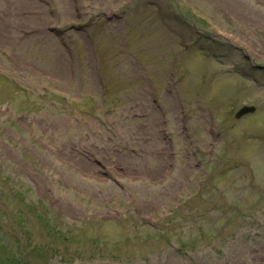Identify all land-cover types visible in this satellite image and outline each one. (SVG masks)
<instances>
[{
	"label": "rangeland",
	"instance_id": "rangeland-1",
	"mask_svg": "<svg viewBox=\"0 0 264 264\" xmlns=\"http://www.w3.org/2000/svg\"><path fill=\"white\" fill-rule=\"evenodd\" d=\"M0 72V264H264V0H0Z\"/></svg>",
	"mask_w": 264,
	"mask_h": 264
},
{
	"label": "trees",
	"instance_id": "trees-1",
	"mask_svg": "<svg viewBox=\"0 0 264 264\" xmlns=\"http://www.w3.org/2000/svg\"><path fill=\"white\" fill-rule=\"evenodd\" d=\"M4 80H8V77L3 75V74H0V85H1L0 89H1V91L5 90L4 89L5 87L8 88ZM9 81L11 82V80H9ZM23 92L26 93L27 89L26 88L23 89ZM4 94H8L7 91H5ZM1 101H2V97L0 98V104H1ZM42 104H40L39 107H41ZM27 202H25L26 204H23V205H25L24 208L19 209L18 213L20 214V221L22 222V220H24L25 215L27 216V221H30L31 217L29 216V214H31L33 217L37 216V217H40V219H44V216L42 215L41 212L40 213L36 212L38 210L39 206H41V203H39V206L34 207L30 203H27ZM42 205H44V207H43L44 209H47V207L44 203H42ZM144 223H146V222H144ZM60 225L58 224V221L52 222V220H49V219H46L45 223H42V226H43V229L45 232V236H46L45 237L46 241H45V244L43 246H41L42 248L40 250L43 251V247L49 246L51 249H55L56 255H61L60 251L58 250L59 246L56 244V239L60 240L61 242H71L72 240L77 239L76 230L78 231L79 229L76 227V224H72V228H69L66 224L63 225L62 227ZM83 228L85 230V226H83ZM23 231L24 232H20V235L23 233V238H26L27 237V235L25 233L26 232V225L23 226ZM20 235H18V237L16 238L18 242L21 241ZM31 237H32L31 235L28 237L29 241L31 240ZM97 238L98 239L95 243L100 242V245L104 244V246H106V247H109L111 244L114 243L110 239L103 241V240H101V238L99 236ZM100 247H97V245L94 246V249L91 250V251H93V252H91L92 258H89V259H100V260H105L106 258L115 259V255L110 254V255L106 256L104 254L105 252ZM45 249H46V247H45ZM80 253L81 252H78V254H76V255L78 256V255H80ZM42 254H40V256H41L40 260L44 261V259H46L47 256H46V254L45 255H42ZM87 254H90V252ZM34 258H35V255L33 256V254H26V255L18 256L17 254L14 253L11 256L5 257L4 262H2V263H4V264H33L32 261L34 260Z\"/></svg>",
	"mask_w": 264,
	"mask_h": 264
},
{
	"label": "water",
	"instance_id": "water-1",
	"mask_svg": "<svg viewBox=\"0 0 264 264\" xmlns=\"http://www.w3.org/2000/svg\"><path fill=\"white\" fill-rule=\"evenodd\" d=\"M255 111V107H244L242 108L238 113H237V117L240 118L241 116H243L244 114L250 113Z\"/></svg>",
	"mask_w": 264,
	"mask_h": 264
}]
</instances>
